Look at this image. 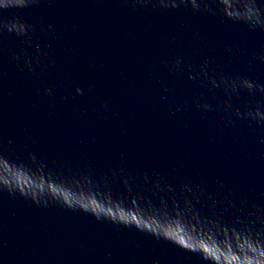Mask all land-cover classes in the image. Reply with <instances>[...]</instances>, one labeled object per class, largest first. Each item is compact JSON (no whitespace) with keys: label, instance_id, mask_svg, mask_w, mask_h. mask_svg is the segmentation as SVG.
Instances as JSON below:
<instances>
[{"label":"water","instance_id":"obj_1","mask_svg":"<svg viewBox=\"0 0 264 264\" xmlns=\"http://www.w3.org/2000/svg\"><path fill=\"white\" fill-rule=\"evenodd\" d=\"M17 2L0 264H264V99L108 0Z\"/></svg>","mask_w":264,"mask_h":264},{"label":"clouds","instance_id":"obj_2","mask_svg":"<svg viewBox=\"0 0 264 264\" xmlns=\"http://www.w3.org/2000/svg\"><path fill=\"white\" fill-rule=\"evenodd\" d=\"M5 8L9 7H23L22 0H18L17 3H10L9 5L4 6ZM9 31H12V27H9ZM4 188L12 191L15 190L18 192L21 196L29 195L33 200H36L37 197H43L45 194L49 196V193L44 189L43 186H37L35 189H30L28 192H25L23 189H16L13 188L11 181L8 179L7 176H5V184ZM53 191H55V188H53ZM69 208H73L72 205H69Z\"/></svg>","mask_w":264,"mask_h":264}]
</instances>
